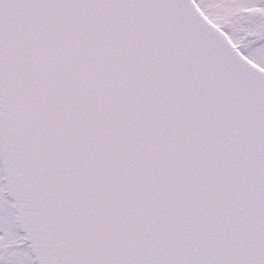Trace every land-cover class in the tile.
<instances>
[{
    "label": "snow or ice",
    "instance_id": "1",
    "mask_svg": "<svg viewBox=\"0 0 264 264\" xmlns=\"http://www.w3.org/2000/svg\"><path fill=\"white\" fill-rule=\"evenodd\" d=\"M0 264H264V0H0Z\"/></svg>",
    "mask_w": 264,
    "mask_h": 264
}]
</instances>
